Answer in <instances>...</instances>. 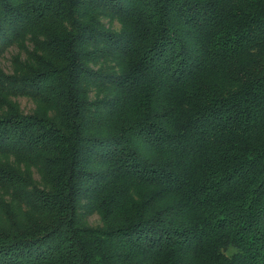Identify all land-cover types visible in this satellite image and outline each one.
Wrapping results in <instances>:
<instances>
[{
	"label": "trees",
	"instance_id": "1",
	"mask_svg": "<svg viewBox=\"0 0 264 264\" xmlns=\"http://www.w3.org/2000/svg\"><path fill=\"white\" fill-rule=\"evenodd\" d=\"M6 54L0 264H264V0H0Z\"/></svg>",
	"mask_w": 264,
	"mask_h": 264
},
{
	"label": "rangeland",
	"instance_id": "2",
	"mask_svg": "<svg viewBox=\"0 0 264 264\" xmlns=\"http://www.w3.org/2000/svg\"><path fill=\"white\" fill-rule=\"evenodd\" d=\"M0 65L6 70V71H11V57L9 54H6L5 56H2L0 58ZM21 104L22 107L25 110H28L31 108L32 103L30 100L27 99H21ZM94 222H97L99 220V216L94 215L93 217Z\"/></svg>",
	"mask_w": 264,
	"mask_h": 264
}]
</instances>
